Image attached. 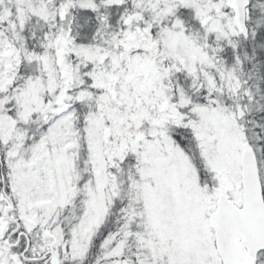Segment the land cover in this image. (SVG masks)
I'll use <instances>...</instances> for the list:
<instances>
[{"label": "snow or ice", "instance_id": "obj_1", "mask_svg": "<svg viewBox=\"0 0 264 264\" xmlns=\"http://www.w3.org/2000/svg\"><path fill=\"white\" fill-rule=\"evenodd\" d=\"M0 264H264V0H0Z\"/></svg>", "mask_w": 264, "mask_h": 264}]
</instances>
